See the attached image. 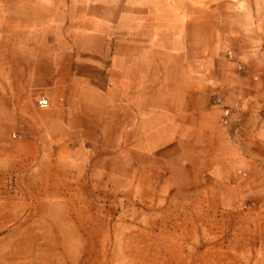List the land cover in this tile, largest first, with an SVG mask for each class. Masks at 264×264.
Returning a JSON list of instances; mask_svg holds the SVG:
<instances>
[{
  "label": "crops",
  "instance_id": "obj_1",
  "mask_svg": "<svg viewBox=\"0 0 264 264\" xmlns=\"http://www.w3.org/2000/svg\"><path fill=\"white\" fill-rule=\"evenodd\" d=\"M3 159L264 207V0H0Z\"/></svg>",
  "mask_w": 264,
  "mask_h": 264
},
{
  "label": "rangeland",
  "instance_id": "obj_2",
  "mask_svg": "<svg viewBox=\"0 0 264 264\" xmlns=\"http://www.w3.org/2000/svg\"><path fill=\"white\" fill-rule=\"evenodd\" d=\"M0 264H264V207L3 159Z\"/></svg>",
  "mask_w": 264,
  "mask_h": 264
},
{
  "label": "built area",
  "instance_id": "obj_3",
  "mask_svg": "<svg viewBox=\"0 0 264 264\" xmlns=\"http://www.w3.org/2000/svg\"><path fill=\"white\" fill-rule=\"evenodd\" d=\"M228 56H232V52H228ZM37 104L40 107L46 106L47 105V100L45 98H41L40 100L37 101ZM230 116V109L229 108H224L222 112V121L227 122L228 117Z\"/></svg>",
  "mask_w": 264,
  "mask_h": 264
}]
</instances>
